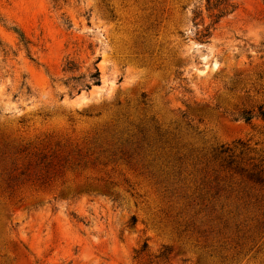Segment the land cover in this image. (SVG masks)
Segmentation results:
<instances>
[{
	"label": "rangeland",
	"instance_id": "374dc122",
	"mask_svg": "<svg viewBox=\"0 0 264 264\" xmlns=\"http://www.w3.org/2000/svg\"><path fill=\"white\" fill-rule=\"evenodd\" d=\"M232 3L201 42L207 0H0V264H264V0Z\"/></svg>",
	"mask_w": 264,
	"mask_h": 264
},
{
	"label": "trees",
	"instance_id": "16d2710c",
	"mask_svg": "<svg viewBox=\"0 0 264 264\" xmlns=\"http://www.w3.org/2000/svg\"><path fill=\"white\" fill-rule=\"evenodd\" d=\"M207 5H208L207 18L210 20V24L206 26L203 24V22L202 24L200 23L197 24V29H198L197 39L201 42H206L211 37L212 29L214 28V26L217 25L222 18L229 15L235 10L232 0H207ZM197 18L203 21V17H201L200 13L197 14ZM199 27H202V29H199ZM71 71H73L72 68H70V72ZM94 71L95 72H92L89 75L90 82L82 85V87L86 90H90L92 84L98 85L100 83L99 70L97 69V67L94 68ZM241 117L247 122L251 121L254 117L261 118L264 121V109L260 107L257 115L252 114V112L250 111L243 112Z\"/></svg>",
	"mask_w": 264,
	"mask_h": 264
}]
</instances>
